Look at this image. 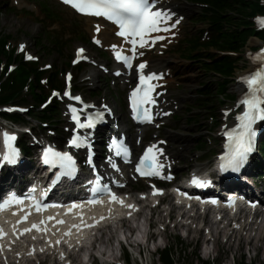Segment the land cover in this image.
<instances>
[{"label":"snow or ice","instance_id":"obj_1","mask_svg":"<svg viewBox=\"0 0 264 264\" xmlns=\"http://www.w3.org/2000/svg\"><path fill=\"white\" fill-rule=\"evenodd\" d=\"M62 2L81 15L103 17L118 27L119 31L117 35L131 45V55L125 54L123 49L116 45H112L111 47L116 60L120 61L126 68H132L136 56L143 55L142 52H137V47L144 48L145 46H150L149 40L153 39L151 34L170 32L172 28H175L176 25L180 23V19H182H176L174 22H171L175 14L170 10L156 9L155 5L158 3V0H62ZM258 25L264 28V19L258 20ZM95 31L97 34L100 33V25L95 26ZM93 39L96 44H101L100 39H97L95 36ZM161 39H164V37L157 35L154 37L153 42ZM23 48L24 46L22 45L21 50H23ZM85 51L86 49L84 48L78 50L77 60L81 58L87 59V57L83 56ZM27 58L32 59L30 56ZM253 59L258 64L257 69L246 77L241 78V82L247 87L245 95L239 102L244 106V110L236 117L238 121L236 127L225 133L227 137L226 151L219 158V167L223 172L231 171L233 173H238L243 168L248 160L249 154L254 150L253 138L256 135L254 125L258 121H264V49H262L257 56L253 57ZM146 67L147 62L138 64L139 84L137 88L132 91L129 99L134 119L139 122L150 123L153 120V115L148 106L155 104V99L152 94L157 87L153 81L162 79V74L154 72L145 74L144 70ZM70 78L69 76V79ZM54 95L59 94L54 93ZM64 95L69 96L70 99L81 101V97L72 96L69 92H65ZM87 107H89V105H85V108ZM104 108L106 111H110L107 105H105ZM70 111L77 129H94L96 124L104 119V113L100 111L94 114H88L83 120H81L77 108L70 106ZM15 140V135H10L7 132L4 133V143L7 149L3 156L4 162L16 163L19 152L13 146ZM82 146H88L87 136L82 137L77 134L69 141V147L78 149ZM113 147L117 156L123 155L127 157L129 155V151L124 145L113 141ZM162 154V149L158 148L156 145L150 146L136 165V171L142 176H161L163 164L160 162L159 156ZM43 162L52 169L58 168L60 170L56 177V182H59V180L65 176L72 178L78 171L76 160L70 152L57 151L52 147L45 150ZM89 163H91V160H89ZM113 167H116V165H113ZM168 178L170 179L171 177ZM191 183L196 186H203L205 182L197 177H193ZM96 185H98V187L93 188L94 194H106L111 202L124 205V200L118 197L111 188L107 185H101L99 176L96 178ZM154 194H161L160 190L154 188ZM32 199L34 201L32 206L37 212L55 206L42 204L40 201L35 200L34 197H32ZM23 202L24 201L20 197L13 195L9 200L0 203V212L4 211L12 204L19 206ZM87 203L100 204L103 203V200L97 199L94 196V198L87 201ZM212 203L216 202L212 201ZM230 204H234V201H231ZM72 207L76 208L78 205H73ZM126 207L134 208L135 206L128 204ZM21 219L27 220V214ZM48 219L51 220L53 217H49ZM101 219H104V217H101ZM20 222L21 221H18L17 223ZM44 223V221L40 222L41 225ZM57 223H63V221H57ZM88 227H92V225H88ZM32 229L46 231V229L41 228L40 225L33 224L31 229L25 228L23 232L27 233ZM15 230L14 228V231ZM4 235L3 229H0V238ZM66 235H71V233L68 232ZM33 238L35 239V237ZM56 243L59 244L60 240H57ZM34 251L35 250L29 252L28 255H33ZM43 251L44 249H41V252ZM60 256L61 259H63L64 253H61Z\"/></svg>","mask_w":264,"mask_h":264},{"label":"rangeland","instance_id":"obj_2","mask_svg":"<svg viewBox=\"0 0 264 264\" xmlns=\"http://www.w3.org/2000/svg\"><path fill=\"white\" fill-rule=\"evenodd\" d=\"M45 3L50 5L52 8H55V10L59 11L60 14L59 17L61 20L56 23L59 26V30L65 29V31H68L69 24H72L73 20L79 19L76 16L70 14L68 11H66L63 8H60L57 6L54 2L52 1H45ZM7 8V0H0V29H3L5 32L18 36L21 39H25L29 41L30 46L33 50H36L35 47V40L37 34L43 29L44 24H38V21L33 20L29 16H24V15H18L14 12H9L5 10ZM188 17H191L189 14ZM51 24H54L51 22ZM187 30L188 32H193L195 33L196 31V26H194L192 23L187 24ZM23 32L24 36H21L20 33ZM63 33V32H62ZM77 43L72 45H69L67 47V51L69 52L70 49H72ZM259 44L258 40L255 38H250L248 43L243 49V53L240 56V61L237 64V70L235 72V77L238 75L244 74V72L249 70V63L246 59L245 54L249 49H253L255 46ZM38 55L42 58L43 61L52 63L55 67L61 66L63 62V57H57V55H42L40 52H37ZM175 57L172 59L164 60L163 62L168 63L172 68H174V75L177 78V81L181 84V121L178 124V127L176 129V132L179 134L176 136H185L187 137V142L184 143V149L183 153L188 156L186 159L187 161L191 158L194 157L193 150L196 145V141L198 139H202L204 137L210 136L208 134V130L210 128V124L208 123L207 119V111H200L198 108L194 107V104L198 103L199 100L201 99V95L199 90L203 88H209L213 90L214 86L213 84L215 83V79L212 75H206L203 73L199 66L196 63H189L185 61H179L178 59L177 62H175ZM204 86V87H203ZM203 87V88H202ZM233 87H236L234 83H230L228 86V94L229 95H235L237 97L238 92L233 89ZM215 90V89H214ZM110 101L111 103L117 108L118 107V102L115 99V95L110 94ZM218 105V103L216 102ZM192 109V110H191ZM190 116H198L200 118V123L197 125V127L190 126L188 123L185 124V119L190 117ZM121 122H125L124 117L121 118ZM111 231H106L104 235H102L100 239V244L99 248H96L97 254H101L102 252H105L107 250L108 252L111 253H117L118 251V246L114 243L117 241V234L118 233H123V229L120 227H117L114 229V232ZM124 234L125 231H124ZM142 237L141 233L139 235ZM164 240V238H162ZM161 241V240H160ZM161 244V243H160ZM230 245V242H229ZM245 245V244H244ZM258 244H254V247H257ZM236 247V248H235ZM237 246L233 245L232 247L229 246L228 252L231 253V255L235 254L236 257H241L244 256L246 262L248 261H253V258L256 255V250L253 249L251 246H247L245 248H242L241 246H238V251ZM263 253L262 256L261 254L256 256V260L259 261L261 264H264V246L261 250ZM202 257V256H201ZM229 258H224L222 256L221 261L224 262L223 264H227Z\"/></svg>","mask_w":264,"mask_h":264},{"label":"trees","instance_id":"obj_3","mask_svg":"<svg viewBox=\"0 0 264 264\" xmlns=\"http://www.w3.org/2000/svg\"><path fill=\"white\" fill-rule=\"evenodd\" d=\"M217 21L215 22L218 30L225 23L231 31L219 33V39L214 43V47L219 51L241 52L247 42L251 31L245 29L250 25L248 18L254 12H263L264 8L257 5L256 0H211ZM244 28V30H240ZM192 50H189L190 52ZM211 60L214 56H210ZM215 62V69L225 74L232 75L235 69V61L223 58ZM210 94V93H209ZM206 105V104H205ZM264 152V151H263Z\"/></svg>","mask_w":264,"mask_h":264},{"label":"bare ground","instance_id":"obj_4","mask_svg":"<svg viewBox=\"0 0 264 264\" xmlns=\"http://www.w3.org/2000/svg\"><path fill=\"white\" fill-rule=\"evenodd\" d=\"M253 68L251 67V65H250V70L249 71H246V72H244V74H247V73H249V72H251V70H252ZM243 74V75H244ZM238 76H241V75H238ZM236 87H233V89L235 90V91H238V93L241 95L242 93H243V89H242V85L241 84H239V83H237V84H234ZM169 138H171V140H173V141H179V143H181V142H187V139L186 138H184V137H179V136H176L175 134H170L169 136H168Z\"/></svg>","mask_w":264,"mask_h":264}]
</instances>
